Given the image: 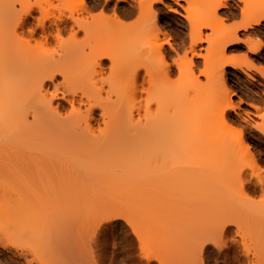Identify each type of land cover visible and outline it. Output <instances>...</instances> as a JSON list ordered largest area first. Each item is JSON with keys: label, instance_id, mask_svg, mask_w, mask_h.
<instances>
[{"label": "bare ground", "instance_id": "6f19581e", "mask_svg": "<svg viewBox=\"0 0 264 264\" xmlns=\"http://www.w3.org/2000/svg\"><path fill=\"white\" fill-rule=\"evenodd\" d=\"M24 1L0 0V178L6 182V186H11L15 188V191L24 192V195L29 196L28 193L33 189L38 190V193L42 190V193L38 194L36 198V203H41L40 206H48L50 200V202H55L54 206L60 205L61 196L55 193L56 190H61L66 197L63 202L74 200V197L67 198L69 194L74 193L77 196V198L75 197L77 203L74 200L73 204H78L79 208H81V202L84 201L83 196L88 188L119 189V192L123 189L125 193L123 198H126V204L128 201L129 204L133 202L140 204L145 202L146 204L148 202V204L153 203L154 207L159 204L160 198L164 194H168L173 199H170L172 201L169 200L168 208L165 209L168 214H172L170 222L172 225L175 224L172 228H175L176 224L178 227L179 222H184L183 225H180L184 227H181V230H176L178 233L174 229L169 231V221H163L167 226L162 223L163 228L161 222L159 225L156 217L151 214L149 217H152L148 218L151 220L150 222H153L152 219L157 221V229L154 230L155 224H149V219L146 220L149 227H147L148 225H144V227L148 231L149 229L146 228L154 226L151 228V232L156 231L155 235H160L159 238L175 231L177 238L182 240L181 243L180 239L176 242V247L179 246L178 249L187 248L186 243L190 246L195 245L196 241L193 244L190 241L193 242L197 236L199 237L203 233L219 227L224 221H234L226 217L227 215L223 217V214H230L232 211L237 212L239 208L236 211L233 207L231 208L234 210L228 206V209L232 211L226 213L223 209L224 213L221 208L228 204L222 203V201L221 203L225 205H222L223 207H221V203L210 204L207 202L209 198L207 196L210 192L198 186L200 185L199 179L205 172L204 167L207 168L210 163L213 164L216 161L215 152L218 150L216 144V147L211 144V147L198 148L196 141L202 140L209 133L210 129L208 130L204 124L211 122L208 119L212 120L210 118H213L214 112V119L216 117L217 119H213V121H216L218 125L220 124L219 127L226 129L225 127H230V124L233 123L230 122L228 125L227 113L237 114L239 106L246 105V100L237 93L238 89L235 90V86L231 83L225 85L228 88L221 95L220 93L217 95L207 94L208 91H204V85L205 83L213 84L215 79L222 83L225 77L229 75L239 78L240 75H244L249 78V72L258 69L254 62L246 65L245 62L239 61L240 59L233 60V58L227 61V56L224 54L228 47L238 45L248 47L250 45L242 39L233 40V36L238 37V31H247L260 26L256 22V17L261 10L258 0H251V2L236 0L242 4L239 10L241 21L253 23L247 30L237 24L224 32L216 31V25L226 21L225 17L218 15V11L227 9L228 2L234 0H208V11L197 12L192 11L194 2L187 3V9L184 11L187 15L185 20L188 25V40L190 42H188V52L191 56L196 55L195 49L204 42L202 40L203 30H210V33L211 31L214 33V35H210L212 37L205 35V39H203L210 46L208 50L210 56L218 59L213 64L217 71L212 68V72L209 73L207 70L209 65H206L205 60H203L205 65L203 71L204 73L208 72L205 73L206 78L203 77L205 79L203 85L189 67L191 66V57H185V52H187L185 47L183 48L185 52L183 51L181 56L178 55L177 51L173 49L174 37L168 26L165 23H156L158 13L153 11L152 7L158 4L165 5L164 0H145L147 5L143 0L144 3L142 4L139 1L140 3L138 2L135 7L139 8L138 11L131 12L118 11V7L128 3V0H103V4L100 5L101 8L98 6L99 2L90 4L87 0H70L66 4L67 6L65 5L67 10L69 7V11H61L63 10L61 7L64 8L65 6L62 1L56 0L59 3L62 2L61 4L57 3L63 6L60 8L57 6L61 10L55 13L53 11H34L37 9L36 4L40 2L38 0L33 7L32 5L24 7L25 11H14L17 6L21 7ZM49 2L51 1L49 0ZM109 2H114V8L110 11L107 8L108 11H106ZM139 4L145 5V8L143 6L142 10ZM219 4H223L224 7H218ZM97 7L102 11H94ZM168 7L166 8L168 12L178 13ZM245 7H247V13ZM136 14L138 15L136 24L126 26L124 22L129 21L133 15L136 17ZM103 33L105 34L103 35ZM166 46L169 51L166 50ZM249 47H252V44ZM255 50L254 52L257 53L258 51ZM170 51L176 52L179 58L184 57L182 62L183 59L187 61L186 63L183 62L187 66L184 73L188 71L186 74H190L187 76L183 74L185 79L190 80L186 85L184 83L187 80L184 78V82L179 77V81L176 79L175 82L173 78V81L170 80L171 75L175 76L172 74L173 66L181 61L176 62L170 58ZM123 53L124 56L120 55ZM224 56H226L225 59ZM226 63L231 67L230 72L224 70ZM180 64L181 66L177 64L176 67L178 68H175L179 71V67H181L179 71L181 73L184 65ZM216 64L220 66L217 67ZM260 74L264 79L263 71H260ZM182 82L184 87L180 88L179 86L182 85L179 83L182 84ZM206 94L211 97L206 98ZM232 98L237 99L235 103L232 102ZM247 105L256 109L251 104L247 103ZM257 112L259 111L257 110ZM261 115L257 117L260 118ZM194 121H197L199 126L193 125L196 123ZM260 126V128L258 126L255 128L258 127L260 130L257 131H261L264 135V125L261 124ZM237 136L240 138L241 134ZM238 141L242 147L239 146L240 149L238 147V150H233V156L229 154V157L232 156L237 161L236 165H239L236 173L241 176L246 167L261 171L255 159L253 160V157L250 159L251 156L258 155V151H255L254 146L251 147L248 144L244 147L241 139ZM219 153L218 151L217 154ZM248 156L250 160L247 162V166H241L242 161L247 160L246 157ZM125 157L127 158L124 159ZM187 161H192L194 164L184 166L183 164ZM208 169L213 170L212 167H208ZM204 177L206 176L204 175ZM204 177L202 176V178ZM252 177L257 178L255 185H262L259 175H252ZM196 180L197 182H195ZM253 185L254 183L251 184V186ZM139 189L144 190V192L136 196L135 194ZM35 191L33 190V192ZM33 192L31 193L33 194ZM114 193L118 194L117 191ZM46 194L48 198L52 196L49 198L50 200L45 199L47 198ZM36 195L34 193V197ZM120 195L123 196L122 192ZM131 195L132 198H130ZM34 197L32 198L34 199ZM55 197H60V201ZM56 201L60 203H56ZM43 202L46 204L48 202V204ZM5 209L6 211L3 210L5 214L0 216L1 250L12 248L7 244V238L15 234L16 229L23 223L21 222L22 217L18 218L19 226L12 223L11 220L14 217L10 211H7L6 207ZM165 209H161L162 212H165ZM168 209L173 210L172 213ZM0 212H2L1 209ZM242 213H244V215L241 214L242 217L245 218L246 212H243V209ZM233 214L231 215L232 218ZM217 215L222 217L216 218ZM241 215L234 216V219H238L240 216L237 220L240 221ZM175 217L179 220L177 221ZM130 218L129 216L124 219L132 229L133 225L136 226V221H133V218L130 220ZM173 218L177 223L175 220L173 221ZM250 220L251 218H249V222ZM45 222L47 223V221ZM234 222L235 228H239V225H236L239 223L241 224L240 230L241 228L244 229L243 226L247 228L243 222H236V220ZM246 223L247 221H245ZM41 224L44 225V222ZM233 224H227L225 230ZM44 227L48 228V225H44ZM139 227L142 228L140 223ZM142 229L144 230V228ZM161 229L162 231L165 230L164 233L160 232ZM167 231L169 232L167 233ZM151 232H145V234L153 235ZM239 232L242 235L243 231ZM171 235L169 234L170 237L175 236ZM134 236L137 239L135 233ZM55 238L54 240L50 238L53 241L51 249L62 245L57 247L58 252L54 251L59 256L62 254L63 248L66 249V245H63L66 244V237L65 239L61 237L63 239L62 244L58 241L61 238L58 237L57 240ZM177 238L176 236L173 237V239ZM186 238H189V241L186 242ZM40 240L42 244L46 241L45 239ZM47 240L49 239L47 238ZM55 240L58 241L57 244H60L57 245ZM137 241L139 242L138 239ZM175 241L172 242L174 245ZM77 244L76 242L72 249H74L73 252L77 250L78 253ZM166 244H170V242ZM85 245L88 246V242ZM173 247L172 245V249H175ZM176 250H174L175 252L171 251L174 254L177 252ZM73 252H67L68 257H63V255L58 257L54 253V256H51L53 264H95L96 256L93 261L90 257L92 255L87 254L88 256H85L84 253H88V251L79 252L80 254L83 253L79 255L82 256V259L78 255L76 257L77 253ZM52 253L53 251L49 255ZM117 254L115 252L116 256ZM177 254L179 255V253ZM119 255L122 254L119 253ZM180 255L182 258L181 252ZM19 257H17L18 260ZM53 257H56L55 260ZM103 257L106 258L107 255H103ZM103 257L101 256L99 259L103 260ZM158 257L157 259H160L162 256L158 255ZM172 257L173 255L170 257L171 259L169 258V264L174 262ZM24 258L26 259L25 256L23 260ZM111 258L107 257L106 259L109 261ZM244 258L246 261L249 260L246 255ZM26 261H24L26 264L31 263ZM55 261L59 262L56 263ZM161 262L164 263V261ZM215 262L217 261L215 260ZM244 263L248 264L247 262ZM159 264L161 263L159 262Z\"/></svg>", "mask_w": 264, "mask_h": 264}, {"label": "rangeland", "instance_id": "374dc122", "mask_svg": "<svg viewBox=\"0 0 264 264\" xmlns=\"http://www.w3.org/2000/svg\"><path fill=\"white\" fill-rule=\"evenodd\" d=\"M50 1L51 2H49V0H43V1L40 0V2H38V0L37 1L25 0L22 3V6L21 7L17 6L16 9H14V11H25L24 7H27L28 5H32V7H33V5L36 4L35 2H38V3L36 4L37 9H34V11H49V12L53 11L54 13L56 11H60L61 9H63L61 11H69V7H68V10L66 8V6H67L66 4H67V2L69 3L70 0H59V1L63 2L64 6L66 5L64 8L61 7L63 5H61V6L59 5L62 2L59 3V1H56V0H50ZM128 1H127L128 3L120 5L118 7V11H124V12L138 11L137 9H139V8H135L137 3L139 1H141V4L145 2V0H143L144 2H142V0H128ZM248 1L251 2V0H248ZM87 2H89L90 4H92V3L97 4L99 2L98 3L99 7L101 4H103V0H92V2H91V0H87ZM193 2L195 5L192 8V11H196V12L197 11H208V9H209L208 8V0H164L165 5H159V4L154 5L152 7V10L156 11L158 13V19H157L156 23H158V24L165 23L168 26V29H170L169 31L172 32V34H173L172 36L174 37L173 42H172V46H173V49L175 51H177V54L178 55L180 54V56H181V54H183V51L185 52V50H187V52H185V57H188V56H189V58L191 57L190 58L191 59V61H190L191 66H189V64H188V66L191 67L192 72L194 73V75L196 74V77L198 76L197 77V78H199L198 81L200 83H202L201 85H203V83H205L204 78H206V75L204 76V78L200 76V73H201V71L204 70V66H205L203 60H205L206 65L207 64L209 65V67H207V66L206 67H207L208 72L210 73V72H212V68L215 67V65H213L214 62L218 61V59L216 60L215 57L210 56V52H208L210 46H208V44L204 40L205 35L207 37H212L210 35H214V33L212 31L210 33V30H205V31L203 30L202 34H204V35H202L203 36L202 40L204 42H202L197 47V49H195L196 55L191 56V54L188 52V49H189L188 47H189L190 42L188 40L189 39L188 25L186 24V20H185V17L187 15H186L184 10L187 9V3H193ZM113 5H114L113 3H108V5L106 7V11H108L107 8L109 9V11H110V9L114 8ZM146 5H147V3H146ZM57 6L59 8L61 7V9L59 10V8H57ZM140 6H141L142 10H143V6L145 8V5H143V6L140 5ZM140 6H137V7H140ZM99 7H97V8H99ZM167 7L171 10L177 11L178 13L172 14V13L168 12L166 9ZM227 7L228 8L225 9L224 11H218V15L225 17L226 21L224 20L222 23L219 22L218 25H216L217 26V29H216L217 32L228 31L230 28L237 25L238 20L241 21V19L239 18L240 17L239 16V14H240L239 10L242 7V4L238 3L236 0H234V1L228 2ZM98 11H102V10L98 9ZM34 15L37 16V14H34ZM132 17H134V18H132ZM132 17H131L132 19L130 18L129 21L126 20L125 21L126 23L124 22V24L126 26L136 24V22L138 21L137 20L138 15L136 17H135V15H133ZM158 27H159V25H158ZM249 33H250V35H248ZM104 34L105 33H103V35ZM237 34H238L239 38L243 37L242 41L251 40L253 37L258 38L261 35H264V29H262L261 26H259V27H254V28L247 30V31H238ZM160 38L163 39V37H160ZM255 43L252 44V47L254 50L256 47H258L257 50H255V51H258L257 53H255L254 50L249 49L250 45H248V47H246L244 45H238L235 47H228V49H226L224 51V54L227 56V57L224 56V59L226 57L227 61L229 59L234 58L233 60H236V59L239 60L240 59L239 61H241L243 63L245 62L244 64H246V65H247V63H250V62H252L250 64H253V62H254V65H257L256 66V67H258L257 70H252L249 72V75H250L249 78H246L244 75H240V78L234 77L231 75H229L228 77L227 76L225 77V74L223 72V76L225 77V80H223L222 83L225 81L223 83L224 86L222 85L221 82L219 83L218 79H215L217 81L214 80L212 82L213 84H211V85L205 83L204 91L205 92L208 91L207 94H215V95H217L218 93H220V95L223 94L224 92H226L225 91L226 88H228V87H226L227 84H230V83L233 84L235 86L234 87L235 90L238 89L237 93L241 94L240 96H243V98L246 100V105L245 104L240 105L239 109H238L239 111L237 110V114L232 113V112L227 113L228 121H229L228 125L230 124V122L231 123L233 122V123L230 124L231 125L230 127H225L226 129H224V127L223 128L219 127L220 124L218 125V123L216 121H213L214 116H215V112H214V114L212 115L213 118H210L212 120L208 119V121H211V122L210 123L207 122L208 124H206V123L204 124V126L206 128H208V130L210 129L209 130L210 134L207 133L202 138V140L200 139L198 142L196 141V143H197L196 146H198V148L199 147L203 148L206 146L211 147L210 145L213 144L214 147H216L215 146V144H216L217 145L216 149L220 152L219 154H217L218 151L215 152L216 153L215 154V156H216L215 160L216 161L214 160L215 162L213 164L210 163L207 166V168L204 167L203 170H205V172H203L202 173L203 175L202 174L201 175L203 177L205 175L206 177L202 178V176L201 177H200V175L198 176V179H199V177L201 179V180L199 179L200 185H198V186H200L205 191L210 192V194L208 193L210 196L209 195L207 196V197H209L208 200L206 199L207 202H210V204H212V205L220 204L221 201H222V203L226 202L228 204L227 206H225L221 203V207L225 206V207L221 208V211H223V209H224V211L226 213L230 212L234 209L236 210L237 208H239L238 209L239 212L237 210H236L237 212L232 211V213L230 212V214H223V217H225L224 215H227L226 217H229V218L233 219L234 221L236 220V222H243L244 225L247 226V228H246L242 224V226L246 230V232H244L245 230L242 228L240 230V225H241L240 223L236 224V225H239V228L236 227L237 229L235 228V224H233L232 226L230 225L231 228L228 227L229 229L228 228L226 229V231L230 230V238H236V239L243 238V239H241L240 245H238V246L235 244L232 245V248L234 250L232 252V256L234 257L236 255V250H239L242 252L243 247H244V240H246L247 246L251 252V259L254 260L256 262V264H258V263L260 264V261L262 259H264V249H262V244H261L262 237H264V204L260 203L261 200H264V184H262L261 186L255 185V181L257 180V178H253L252 175H254V176L259 175L261 177L262 170H264V135H262L261 131H257L261 127L260 126L261 124L264 125V120H260L259 123L254 122L252 120V118H253L252 110L254 108H250L247 105V103H248V104L255 106V104H257L258 99H261V98L264 99V79H262L261 74H260V71H263V74H264V48H261L258 40ZM184 47H185V50L183 49ZM165 48H166V50L169 51V48L167 46ZM120 55L124 56V53L120 54ZM169 55H171L170 58H173V60H175L176 62L178 60H181V61H179V63H177L180 66H181L180 63L183 64L184 61H185V63L187 62L186 60H184L185 59L184 57H182V58H184L183 62H182V58H179V56L176 55V52H174V51H170ZM122 56H119V57L123 58ZM182 56H184V55H182ZM243 56H246L245 57L246 59ZM177 64H176V66H178ZM176 66L174 65L172 68V70H173L172 74H175V76L174 75L170 76L171 81H173V80L175 81L176 79L178 80V77L180 78V80L183 78L185 79V76L183 74H185L186 76L189 74V73L186 74L188 71H186V73H184L185 70L187 69V66L184 65V67L182 69L183 71H181V73L179 72L181 67H179L180 69L178 71V69H176L178 67H176ZM216 66L219 67L220 65L216 64ZM191 69H189V70H191ZM259 69H261V70H259ZM214 70H216V69L214 68ZM224 70H226L227 72H230L229 71V70H231L230 65L226 63L224 65ZM258 72H259V74H258ZM172 78H173V80H172ZM189 78H190V76H189ZM184 79H183V82H184ZM187 79H185V80H187ZM183 82H182V84L179 83V85H182V86H179L177 84H176V86H179L180 88L184 87V85L189 83L190 80H187V82H185L184 85H183ZM207 94L205 95L206 98L208 96L211 97L210 95H207ZM212 96H214V95H212ZM231 100H232V102L235 103V101L237 99L232 98ZM216 119H217V117H216ZM216 119H214V120H216ZM194 122L197 123V121H194ZM196 123H194L193 125L199 126L198 125L199 123H197V124ZM193 125H191V126H193ZM256 126H258L259 128L258 127L255 128ZM237 130H238V132H240L239 134H241L240 138H238L239 136H237V133H238V132H236ZM237 138L241 139L243 146L248 144L251 147L254 146L253 148L255 149V151H258V155L255 154L254 156H251V158L249 156L246 157L247 160L242 161L243 163L241 164V166L244 167V165H246L247 162L250 159H252V157H253V160L255 159V162H257L261 171L256 170V169L253 170V169L247 168L246 167L247 165H246L245 166L246 169H244V172L241 176H239L236 173V171H237L236 169L239 168L238 167L239 165L238 166L236 165L237 161H235L234 158L232 157L233 156L232 153L234 152L233 150H238V147L241 146V144L239 145L240 142L238 141ZM239 149H240V147H239ZM229 154L230 155L232 154V156L229 157L230 156ZM126 158L127 157H125L124 159H126ZM246 158H244V159H246ZM191 163L194 164V162H192V161H189V162L187 161L183 165L187 166V165H191ZM208 167L209 168L212 167L213 170L208 169ZM195 182H197V180ZM250 183L251 184L254 183L255 187H254V185L251 186ZM6 185H7L6 182L0 178V209L2 211V212H0V216L5 214V213H3V210L6 211V209H5V207H6L8 209L7 211H10L12 213V217H14L11 220L12 223H15L16 225H18L20 223V222L19 223L17 222V221H19V219H18L19 217L20 218L22 217V219L25 220L24 221L21 219V222H23V223L21 225L19 224L20 226L18 225L19 226V227L17 226L18 228L16 227L17 228L16 233L10 237L14 238L16 240L18 238V241H21L30 247H34L38 251H37V254L35 256H33L31 253L18 252L15 248H11V249L9 248L8 250H1L0 249V264H21L26 260H27L26 262H28V263L31 262L30 264H42V263L43 264L44 263L45 264H48V263L53 264L51 256H54V253H55L54 251L58 252V250H57L58 246H55L56 248L53 246L55 248V250L53 247H52L53 248V250H52L51 246L53 244H51V243L53 241H51L50 238H53V240H54L55 237H56L55 238L56 240L58 237H59V239L61 237H63V239H65V237H66V239H65L66 244H63V245H66V249L63 248V252H61L62 254H59V256L63 255V257L64 256L68 257V255H66L67 252H69V251L73 252L74 249H72V248L74 247V245H76V242H77L80 245L77 244L76 248L78 247L79 250L82 248L80 250L82 252H83V250H84V252L88 251V253L87 252H85V253L83 252V253L85 254V256L87 254H89V256L92 255V256H90L92 261H93L95 256H96V259H94V261L97 260V257H98V260H100L99 258L101 256L103 257V255H105V256L107 255V257H109V258L112 257L111 258L112 260L113 259L116 260L117 257L119 256L118 259L116 260L118 262L120 260L121 261L122 260H129V261H133L134 264H140L141 262H142L141 264H143V262H145V264H148V262L146 260L142 259L141 256L138 255V253L140 251V243L135 238L134 233L132 232V229L127 225V222L125 221L126 219H124V218L129 217V216L131 217L130 220L133 218V221H136V228L140 232H142L143 234H145V232L146 233L151 232V228L154 227V226H152L150 228H146L147 230L149 229L148 231H146L144 225L145 226L148 225L147 227H149L150 223H151V225L152 224L156 225V223H157V221H155L153 219H152L153 222H150L151 220L149 218L152 217V216L149 217L150 214L153 215L154 217H156V219L159 222V225H160V222H161V225H162V223L165 225V223L163 221L167 220L166 222H168V221L170 222V219H172V218H170V216H172V214L171 215L168 214V211H166V209H165V208H168L167 205L169 204L170 201H172L170 199H173V198H170L169 197L170 195H168V194H164L163 197L160 198L159 204H157V206L154 207L153 203L148 204V202H146V204H145V202H143V204L133 202V203H131L132 204L131 205V204H129V201H128V204H126L127 200H125L126 198L125 199L123 198V197H125V193H124L123 189L120 190V192H119L118 191L119 189L112 190V189L108 188V190H107L106 188H100L99 189V187H97L98 189L97 188L96 189L95 188H88L86 190L84 196H83L84 201L81 202L82 204L78 201V203L81 204L80 205L81 208H79L78 204L77 205L73 204L74 200H75V203H77V201L75 199V197L77 198L76 194L71 193L67 196V198L74 197V200H71L70 202H68V201L63 202V200H66V197L63 195V192L61 190H56L57 192H55V193H57L61 196V201L59 199L60 197H58V198L55 197V198L58 199L61 203L63 202L62 206H61L60 202H57L58 200L56 201V203H60V205L56 204V206H54L55 202L54 203L50 202L51 200L49 199L52 196H50L48 198L47 194H46L47 198H45V196H44V198L46 200L47 199L50 200L48 202L50 204L51 203H53V204L52 205L49 204L48 206H40L41 203L37 204L36 198L38 197V194L42 193L41 192L42 190L40 191V193H38L39 192L38 190H36L37 191L36 192L35 189H33L35 192H33V190H32L31 192H33V194L31 192H29L28 193V194H30V196H29V195H24V192H20V191L17 192L14 190L15 188H13L11 186H6ZM201 185H203V186H201ZM93 189H95V190H93ZM113 191L114 192L117 191L118 194L114 193ZM121 192L123 194L122 197L120 195ZM141 192H144V190L142 191V189H139L135 195L137 196ZM229 192H230V194H229ZM25 193H27V192L25 191ZM34 193L37 194L35 197H34ZM55 193H53V194H55ZM133 196H134V194H133ZM133 196L131 195L130 198H132ZM32 197H34V199ZM120 198H121V201H120ZM54 199H52V201H54ZM122 199H123V202H122ZM34 200H36V201H34ZM46 200H44V202H46ZM103 200H104V202H103ZM48 202H47V204H48ZM38 203H39V201H38ZM226 203H224V204H226ZM44 204H46V203H44ZM44 204H42V205H44ZM228 206H230V208L233 207L234 209L231 208L232 210H229ZM171 207L173 208L174 206H171ZM163 208L165 209V212H162L163 210H161V209H163ZM171 209L170 210L168 209V210L171 211ZM242 209H243V212H246L245 216L248 217L247 218L248 220L246 219V217L245 218H243L244 216L242 217V215H244V213H242ZM172 211H171V213H172ZM223 212H220V213H223ZM220 213H219V215H222ZM232 214L235 217L238 214H240V215L242 214L241 218L244 219L245 221H247V223H246L247 225L245 224L244 220L241 221L242 219H240V221H237V220H239L240 216H238L239 217L238 219H236V218L234 219V216L232 218L231 217ZM247 214H249V215H247ZM177 215H178V213L176 214V217H177ZM23 216H24V218H23ZM112 216L122 217V219L110 220L109 218ZM176 217H175V219H177ZM221 217L220 216L218 217V215L216 216V218H221ZM229 218H227V219H229ZM249 218H251L250 222H249ZM148 219H149V224L146 221ZM175 219L173 218V221ZM178 220H179V218L177 219V221ZM259 220H260V222H259ZM45 221H47V223ZM43 222H44L45 226L48 225V228L44 227V225L41 224ZM137 222H138V224H137ZM175 222H176V220H175ZM248 222L250 223V225L252 227L250 225H248L249 224ZM261 222H262V224H261ZM109 223H119L122 225V228L120 231L124 237V241H127V248L126 249L121 248L120 250H122V251H120V250L117 251L116 249L109 247V250L107 251V253L109 254L108 255L106 252H103V246L101 244L97 243V233H98V229L100 227L107 225ZM139 223L142 226V228H144V230L141 227H139ZM183 223L179 222L178 224L183 225ZM134 224H135V222H134ZM180 225H178V227H177V224H176V227L172 228L173 226H175V224L172 225V222H170V224L168 225L169 231L172 229H174L175 231L181 230L180 228L184 227V226H180ZM64 227H65V229H64ZM158 227H161V226H158ZM162 227H163V225H162ZM166 227H165V229H167ZM154 228L153 229L156 230L157 225ZM153 229H152V231H154ZM125 230H127V232H125ZM158 230H160V228H158ZM163 231H165V230H163ZM163 231L161 229L160 232H163ZM169 231H167V233ZM175 231H173L172 233H168V235L166 234L165 236H164V234L163 235L161 234V236H164L161 238L158 237L160 235H158V236H157V234L155 235V233H157L156 231H154V233L153 232H151V233H153V235H155L157 237L150 235V234L144 235L145 246L151 248L152 253L155 257L154 264H159V262L162 264L161 261H164L163 264H169L168 263L169 258L172 255L174 257V258L172 257V259L174 261H176V259L178 260L179 258H181L180 252L182 254V257L185 255V253H186L188 247H190V245L186 243L187 248L181 247L180 249H178L179 246H178V248L176 247V242H177V240L180 239V243H181L182 240H181V238H179V239L177 238L176 234L178 233V231H176L177 233H175ZM239 231H243L242 235H241V232H239ZM233 232H235V233L239 232L240 236L238 237ZM128 233H131V240H128ZM169 234L175 235L177 239H173V237L175 238V236L170 237ZM64 235H65V237H64ZM71 236H72V238H71ZM76 237H77V240H76ZM47 238L49 240H47ZM197 238H198V236H197ZM197 238H194V240L192 239L193 242L190 241V243L193 244L195 241L197 242ZM40 239H43V240L45 239L47 241V242L45 241L46 244L44 241H43L44 243L42 244ZM63 239L61 238V240H58V241H60V243H61V241H63ZM168 239H169V241H168ZM186 239H185L186 242L189 241V238H186ZM56 240H55V242H56ZM173 240L174 241L176 240L175 245L173 244L174 243ZM58 241L56 242V244L58 243ZM124 241H122V243ZM133 241H135V248H133V244H132ZM87 242H88V246L85 245V244H87ZM169 242H170V244H166ZM196 242H195V244H196ZM49 244H50V246H49ZM59 244H57V245H59ZM172 245L174 246L173 248H175V249H172ZM60 246H62V245H60ZM193 246H194V244H193ZM49 248L53 251L52 255H49L52 252ZM176 248H177V250H176ZM79 250H78V253H77V250H75V252L77 253L75 255L76 257H77V255L79 256V255L83 254V253L80 254ZM91 250H92V252H91ZM171 250L173 252H175L174 250H176L177 252L173 254ZM93 251H95V252H93ZM99 251H101V252H99ZM111 251H113L114 253ZM75 252H73V253H75ZM115 252H116V254L118 253L117 256L115 255ZM94 253H96V254H94ZM104 253H106V254H104ZM119 253H121L122 255H119ZM123 253H125V255H123ZM171 253H172V255H171ZM177 253H179L180 256ZM15 254H16V257H14ZM17 254H18V256H17ZM20 254H22V255H20ZM55 254H57V253H55ZM93 254H94V256H93ZM215 254H209L206 256L207 258L205 257V259L210 261V262L213 260L211 262V264H214V263L217 264V262H215V260L218 261L221 259V261H225L226 259L228 260L230 258L227 255L223 256L224 254L222 255V253L221 254L215 253ZM23 255L26 257V259L24 258V260H23V257H24ZM158 255L162 256L163 259H162V257H160V259H157ZM245 255H246V258L249 259L248 254L240 255L239 259L242 262V264L244 262L248 263V261H249V260L248 261L245 260V258H244ZM57 256H58V254H57ZM211 256H212V258H211ZM214 256H217V257H214ZM17 257H19V260L17 259ZM55 258L56 257H53L54 260H55ZM79 258L82 259V256H79ZM87 258H89V257H87ZM103 258H104L103 259L104 261H108L105 257H103ZM83 259H84V257H83ZM85 259H86V257H85ZM111 259H109V262L112 261ZM159 260H161V261H159ZM243 260H245V261H243ZM171 261H170V263H171ZM58 262L59 261H57L56 263H58ZM23 264H26V263L24 262ZM244 264H246V263H244Z\"/></svg>", "mask_w": 264, "mask_h": 264}, {"label": "snow or ice", "instance_id": "6c2138e0", "mask_svg": "<svg viewBox=\"0 0 264 264\" xmlns=\"http://www.w3.org/2000/svg\"><path fill=\"white\" fill-rule=\"evenodd\" d=\"M258 2L261 10L259 15L256 17V22H258L261 28L264 29V0H258ZM217 6L224 7L223 4H219ZM245 12L247 13V7H245ZM252 23L253 22L251 21H249L248 23H244L243 21L239 20L237 21V24L243 26L245 30H247V28ZM248 35H250V33ZM237 39H243V37L238 38L236 36H233V40ZM257 40L260 43L261 48H264V35H261L258 38L253 37L251 40H245V42H248L251 45L257 42ZM250 50L254 49L250 47ZM204 75L205 73L202 71L200 73V76L204 77ZM260 118L264 120V115H261ZM237 135L239 134L237 133ZM261 183L264 184V170H262L261 173ZM260 203L264 204V200H261ZM109 219L119 220L122 219V217L112 216ZM233 223L235 222L227 220L224 221L219 227L203 233L201 236L198 237L196 244L194 246H190L187 249L185 255L181 259L174 261L173 264H211V262L206 260L205 257L209 254H215L217 252L230 257L228 260L225 261L218 260L217 264H242V262L239 260V257L242 254H248V264H256V262L251 259V252L247 246L246 240H244V247L242 252L236 250V255L234 257L232 256V252L234 251L232 245H240L241 239H243L230 238V230L226 231L225 227L227 224ZM121 228L122 225L119 223H109L98 229L97 243L103 246L104 252H107L109 250V247L115 248L117 251H119L121 248H127V241H124V237L120 231ZM125 232H127V230H125ZM132 232L136 234L137 239L140 242V251L138 255H140L142 259L146 260L148 264H154L155 257L152 253L151 248L145 246L143 233L140 232L135 225L132 226ZM236 235L239 237L240 233L237 232ZM128 240H131V233H128ZM122 241L124 242L122 243ZM7 244L10 245L12 248H15L18 252L31 253L33 256H35L38 251L36 248L30 247L24 244L23 242L11 237L7 238ZM132 244L133 248H135V241H133ZM261 244L262 249H264V237H262ZM95 264H134V262L129 260H122L119 262L116 260H112L110 262L104 260H96ZM260 264H264V259L260 261Z\"/></svg>", "mask_w": 264, "mask_h": 264}, {"label": "crops", "instance_id": "0c3cea01", "mask_svg": "<svg viewBox=\"0 0 264 264\" xmlns=\"http://www.w3.org/2000/svg\"><path fill=\"white\" fill-rule=\"evenodd\" d=\"M109 3H113L114 4V2H109ZM98 11V8H96V9H94V11ZM264 99H258L257 100V104H255V107H256V109H253L252 110V116H253V118H252V120L254 121V122H256V123H259L260 122V118L259 117H257V116H259V115H261V114H263L264 112H263V110H264ZM257 110L259 111V112H257ZM262 112V113H261ZM257 113V114H256ZM256 115V116H255Z\"/></svg>", "mask_w": 264, "mask_h": 264}]
</instances>
